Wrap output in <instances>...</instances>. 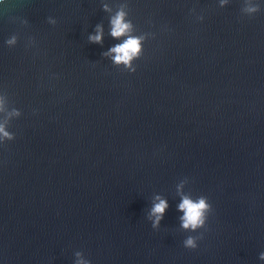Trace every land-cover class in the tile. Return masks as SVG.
I'll use <instances>...</instances> for the list:
<instances>
[{
    "label": "water",
    "instance_id": "water-1",
    "mask_svg": "<svg viewBox=\"0 0 264 264\" xmlns=\"http://www.w3.org/2000/svg\"><path fill=\"white\" fill-rule=\"evenodd\" d=\"M0 101V264H264V0H0Z\"/></svg>",
    "mask_w": 264,
    "mask_h": 264
},
{
    "label": "clouds",
    "instance_id": "clouds-1",
    "mask_svg": "<svg viewBox=\"0 0 264 264\" xmlns=\"http://www.w3.org/2000/svg\"><path fill=\"white\" fill-rule=\"evenodd\" d=\"M105 11H110L107 5L104 6ZM255 7L249 8L248 11L255 12ZM126 13L123 9L116 12L110 19L111 31L110 35L114 39L124 38L123 41L115 46L111 47L105 55L110 56L113 63L116 65H124L131 72H135L136 69L132 67V61L139 58L142 52V45L144 37L133 35V25L130 21L126 20ZM90 42L102 43L103 40V28L101 25L96 26V34L89 36ZM0 111H3V104L0 101ZM15 115H20L17 111ZM0 134L8 139H12L13 136L5 131L3 125H0ZM183 184L178 185V192L181 194V202L178 204V210L183 213L180 217L181 227L184 230L195 232L197 229L203 228L207 221V214L211 210L206 197H197L193 199L191 196L183 194L181 189ZM156 201L149 213V219L152 220V228H157L162 220L166 209L168 208V202L166 199H162L160 196H156ZM184 246L188 249H195L197 243L194 237L189 236L184 241ZM77 260L75 264H90L89 261L83 260L82 253H75ZM260 259L264 260V253L260 254Z\"/></svg>",
    "mask_w": 264,
    "mask_h": 264
}]
</instances>
